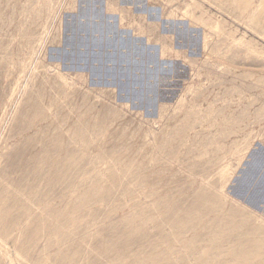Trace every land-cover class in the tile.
Returning <instances> with one entry per match:
<instances>
[{"label": "rangeland", "instance_id": "obj_1", "mask_svg": "<svg viewBox=\"0 0 264 264\" xmlns=\"http://www.w3.org/2000/svg\"><path fill=\"white\" fill-rule=\"evenodd\" d=\"M0 264H264V0H0Z\"/></svg>", "mask_w": 264, "mask_h": 264}, {"label": "bare ground", "instance_id": "obj_2", "mask_svg": "<svg viewBox=\"0 0 264 264\" xmlns=\"http://www.w3.org/2000/svg\"><path fill=\"white\" fill-rule=\"evenodd\" d=\"M257 8V7H256ZM256 12V11H255ZM214 33V32H213ZM238 44V43H237ZM245 45V44H244ZM215 49V48H214ZM249 54V53H248ZM248 65V64H247ZM255 65V64H254ZM59 199V198H58ZM74 204V203H73Z\"/></svg>", "mask_w": 264, "mask_h": 264}]
</instances>
